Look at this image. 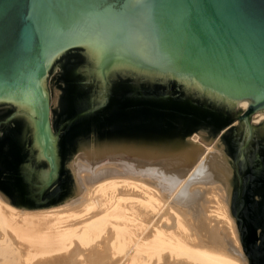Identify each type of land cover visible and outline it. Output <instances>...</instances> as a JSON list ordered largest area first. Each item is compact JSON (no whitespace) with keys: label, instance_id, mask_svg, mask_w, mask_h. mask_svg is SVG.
<instances>
[{"label":"water","instance_id":"1","mask_svg":"<svg viewBox=\"0 0 264 264\" xmlns=\"http://www.w3.org/2000/svg\"><path fill=\"white\" fill-rule=\"evenodd\" d=\"M245 99L171 204L198 245L264 264V0H0V195L17 207L115 177L166 200L206 149L193 131L210 144Z\"/></svg>","mask_w":264,"mask_h":264},{"label":"bare ground","instance_id":"2","mask_svg":"<svg viewBox=\"0 0 264 264\" xmlns=\"http://www.w3.org/2000/svg\"><path fill=\"white\" fill-rule=\"evenodd\" d=\"M237 105L245 110L249 100ZM263 119L264 109L253 114V122ZM210 150L212 146L204 150L166 200L157 187L132 177L94 182L66 203L45 209L20 208L0 195V261L240 264L195 243L186 219L171 204Z\"/></svg>","mask_w":264,"mask_h":264},{"label":"rangeland","instance_id":"3","mask_svg":"<svg viewBox=\"0 0 264 264\" xmlns=\"http://www.w3.org/2000/svg\"><path fill=\"white\" fill-rule=\"evenodd\" d=\"M242 111V109L238 106V105H236V107H235V110L234 111H232V114H231V117L232 118H236L237 117V114H239L240 112ZM254 114V113H253ZM238 119L236 118L234 121H232L230 124H228L227 126H225L219 133H218V135L215 137V139L210 143V144H207V143H205V142H203L201 139H199L200 138V134L199 133H197L196 131H193V133L191 134V136H190V139H192V140H195V141H198L199 143H201L202 144V146H204L205 148H208V146H213L214 145V143L217 141V139L220 137V135L222 134V132L225 130V129H227L229 126H231L234 122H236ZM250 122L252 123V124H258V123H255V122H253V115L251 116V119H250ZM212 150H213V147H212ZM73 198V197H72ZM68 200H66V201H63V202H61V203H59V204H55V205H50V206H44V207H39V208H27V209H31V210H37V209H45V208H52V207H58V206H60V205H62V204H64V203H66ZM21 208V207H20ZM26 209V208H25ZM0 264H13V261L11 260V259H7L6 261H0Z\"/></svg>","mask_w":264,"mask_h":264},{"label":"flooded vegetation","instance_id":"4","mask_svg":"<svg viewBox=\"0 0 264 264\" xmlns=\"http://www.w3.org/2000/svg\"><path fill=\"white\" fill-rule=\"evenodd\" d=\"M74 89V88H73ZM73 89H72V91H73ZM247 202H245V204H246Z\"/></svg>","mask_w":264,"mask_h":264}]
</instances>
